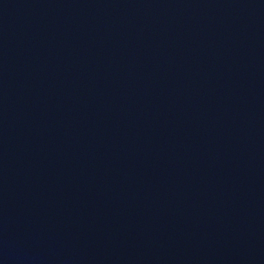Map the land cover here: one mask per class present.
<instances>
[{"label":"water","instance_id":"obj_1","mask_svg":"<svg viewBox=\"0 0 264 264\" xmlns=\"http://www.w3.org/2000/svg\"><path fill=\"white\" fill-rule=\"evenodd\" d=\"M0 264H264V0H0Z\"/></svg>","mask_w":264,"mask_h":264}]
</instances>
